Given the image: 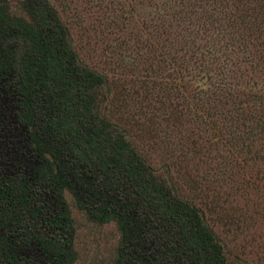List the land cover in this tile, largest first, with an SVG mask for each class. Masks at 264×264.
<instances>
[{"label": "trees", "instance_id": "16d2710c", "mask_svg": "<svg viewBox=\"0 0 264 264\" xmlns=\"http://www.w3.org/2000/svg\"><path fill=\"white\" fill-rule=\"evenodd\" d=\"M60 1L69 8L75 0ZM111 3L104 23L120 28L143 4ZM155 8L163 13L152 26L155 41L120 38L135 66L126 92L140 113L149 111L147 133L159 130L168 140L192 123L190 133L202 139L201 130L216 129L212 117H225L229 149L245 148L244 160L264 165V0H166ZM179 20L185 34L182 26L172 30ZM184 37L180 55L164 52ZM128 48H136L133 56ZM239 55L231 66L249 63L257 76L250 85L228 75L226 60ZM192 69L206 88L179 79L195 80ZM110 83L80 60L51 0H0V264L74 263L66 192L91 221L115 223L114 264H230L202 207L158 173L131 140L122 112L109 108ZM202 197L203 206L216 207L218 196Z\"/></svg>", "mask_w": 264, "mask_h": 264}, {"label": "rangeland", "instance_id": "374dc122", "mask_svg": "<svg viewBox=\"0 0 264 264\" xmlns=\"http://www.w3.org/2000/svg\"><path fill=\"white\" fill-rule=\"evenodd\" d=\"M94 1L75 0L67 8L60 0H51L70 28L74 49L80 60L108 76L111 82L107 91L109 108L114 109L118 116L122 112L121 117L126 120L131 140L158 173L171 178L183 190L182 193L202 207L206 223L224 245L230 264H264V174L260 172L256 175L258 170L264 169V165L254 164L251 159L244 160L249 158L245 148L239 149V152L236 146L229 149L225 143L228 120L225 117H212L210 123L216 129L201 130L202 139L190 133L194 131L195 125L187 123L185 131L175 130L167 140V133L161 135L159 130L153 131L152 135L147 133L145 126L152 127L149 111L140 113L126 92L134 82L131 79L135 77V66L129 63L131 60L124 58L126 51L120 47V38L128 35L130 43L137 39L146 40L147 37L149 40L145 44L155 41L157 32L152 26L159 24L163 15L155 7L166 0H142L143 4L135 7L124 28H120L121 25L109 27L104 23L109 21L110 12L115 9L111 8L112 0ZM125 7L128 8L123 5V9ZM178 26H182L180 34H185V23L179 20L172 25V30ZM185 40L184 37L180 44L171 43V47L165 48L164 52L171 50L172 55H180L183 51L181 48H186L183 46ZM133 50L136 48H128V52H132L131 56L135 54ZM226 53L229 57L231 50H226ZM241 57L239 55L226 60V68L233 70L230 69L228 75H232L236 82L250 85L257 76L247 71L249 63L240 64L239 68L231 66L238 63ZM196 72L197 69H192L190 74L195 75ZM244 73L249 76H244ZM186 76L180 73L179 79L185 84H192L193 88L208 86L206 78L200 74L195 75L197 78L191 83ZM186 91L189 92L188 87ZM125 104L131 108L124 109ZM190 136L192 138L189 140ZM192 140H197L202 147L194 146ZM167 147L174 150L167 152ZM203 195L218 196L214 209L203 206ZM65 197L74 229L76 259L73 264H114L120 237L115 223L99 224L91 221L76 206L68 192Z\"/></svg>", "mask_w": 264, "mask_h": 264}]
</instances>
